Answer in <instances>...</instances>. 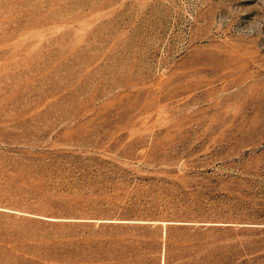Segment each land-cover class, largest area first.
I'll return each mask as SVG.
<instances>
[{"label":"rangeland","instance_id":"rangeland-1","mask_svg":"<svg viewBox=\"0 0 264 264\" xmlns=\"http://www.w3.org/2000/svg\"><path fill=\"white\" fill-rule=\"evenodd\" d=\"M264 0H0V264H264Z\"/></svg>","mask_w":264,"mask_h":264},{"label":"clouds","instance_id":"clouds-1","mask_svg":"<svg viewBox=\"0 0 264 264\" xmlns=\"http://www.w3.org/2000/svg\"><path fill=\"white\" fill-rule=\"evenodd\" d=\"M261 29H264V25H259V24H253V23H251L250 26L247 29L242 30V31L247 32L250 35H253V33L258 32Z\"/></svg>","mask_w":264,"mask_h":264}]
</instances>
